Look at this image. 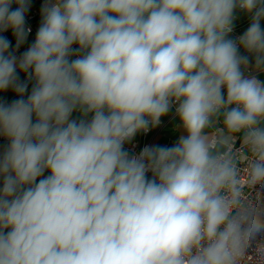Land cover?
<instances>
[{"label":"clouds","instance_id":"1","mask_svg":"<svg viewBox=\"0 0 264 264\" xmlns=\"http://www.w3.org/2000/svg\"><path fill=\"white\" fill-rule=\"evenodd\" d=\"M29 8L0 0L16 48ZM237 8L251 24L233 40ZM41 14L19 59L0 36V91L21 97L0 102V264H264V81L239 52L264 71V0H46ZM17 67L35 80L26 100ZM174 105L186 135L130 155Z\"/></svg>","mask_w":264,"mask_h":264},{"label":"built area","instance_id":"2","mask_svg":"<svg viewBox=\"0 0 264 264\" xmlns=\"http://www.w3.org/2000/svg\"><path fill=\"white\" fill-rule=\"evenodd\" d=\"M14 6V10L18 5L15 3L12 4ZM40 11L38 9H33L32 11L25 14V28H30L31 31L27 34L30 38H32L35 41L36 33L38 31V28L36 26V19L39 17ZM237 19V16H235ZM235 34L236 40L241 36L237 33V29L233 27V31L231 32ZM74 48V46H73ZM19 52V50H18ZM245 53L247 56H251L252 54L248 53L245 50ZM76 56L73 58L75 59ZM246 76H255L259 78L261 75L264 74V71H258L255 67L249 68L244 71ZM176 105H174L169 113L166 116L161 117V122L159 125L152 127L149 126V130L147 132H138L136 136L133 138V140L129 143L125 144V150H127L130 155H138L145 146H167L170 147L175 142V137L172 134V131L176 130L178 125V117L176 114ZM91 118V114H89L88 119ZM223 123V118H222ZM223 127V125H222ZM9 141L3 137L0 136V151L3 152L4 148L7 146ZM241 141V134H237V140L235 142V146L238 150V159L241 164L242 171H244V164L246 160L245 155V149L242 146ZM152 174L149 172L148 177H150ZM243 183V181H242ZM254 195V194H253ZM253 252V249L249 250V254L251 255Z\"/></svg>","mask_w":264,"mask_h":264},{"label":"crops","instance_id":"3","mask_svg":"<svg viewBox=\"0 0 264 264\" xmlns=\"http://www.w3.org/2000/svg\"><path fill=\"white\" fill-rule=\"evenodd\" d=\"M45 2H46V0H30V8L27 11V13L32 11L33 9H38L40 11V15L36 19L37 28H39V26L41 24V20H42L41 9H42V6L45 4ZM11 7L14 10V6H11ZM235 16H237V19L235 18ZM250 24H251V14H248V13L244 12L243 10H240L239 8H237L234 12V20H233V27L237 29V33L239 35H243L246 32V30L248 29V27L250 26ZM261 27H262V29H264V21H261ZM0 36H3L8 41H10L11 47H10L9 51L12 52L18 59L22 56V54L25 51H27L29 46L32 43H34V40L27 35L25 42L23 44H21L19 48H16V37H15V35L11 29H8L7 31H4V32H0ZM229 38L236 40V36L233 33L229 34ZM73 46H74V48H78V45H73ZM18 50H19V52H18ZM239 52L241 55H246L245 49L243 47L239 48ZM74 57H75V55H73L71 57V59H73ZM249 60L251 61V63L246 68L242 67V71H245L246 69L255 67V63H254V59H253L252 55L249 56ZM17 75L19 76L20 81L25 82L27 84V91L25 92V94L23 96V98L26 100L27 96L31 93V89L35 84V80L29 78V74L21 71L18 67H17ZM258 79H260L261 81H264V74L261 75ZM20 98L21 97L11 87L7 90L0 91V102L10 104L13 100H17ZM81 118H82V114L80 111L77 110V111H74L72 113L71 119L79 120ZM87 119H88V117H87ZM222 125H223L222 117H220V118H218V122L215 125V127H222ZM172 134L175 137V142L171 146H173L178 141L180 135H186V132L184 131L180 120H178L177 128H176V130L172 131ZM158 146H162V145H158ZM0 153H2V152L0 151ZM48 174L49 173H47V172L45 173V175H48ZM0 186H2V180H0Z\"/></svg>","mask_w":264,"mask_h":264},{"label":"rangeland","instance_id":"4","mask_svg":"<svg viewBox=\"0 0 264 264\" xmlns=\"http://www.w3.org/2000/svg\"><path fill=\"white\" fill-rule=\"evenodd\" d=\"M152 176V175H151ZM151 176L149 178H151Z\"/></svg>","mask_w":264,"mask_h":264}]
</instances>
